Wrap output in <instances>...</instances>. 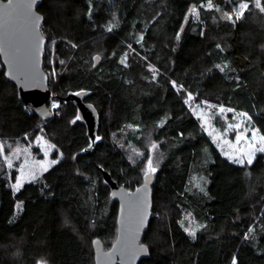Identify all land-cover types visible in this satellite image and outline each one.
Wrapping results in <instances>:
<instances>
[{"label":"trees","instance_id":"1","mask_svg":"<svg viewBox=\"0 0 264 264\" xmlns=\"http://www.w3.org/2000/svg\"><path fill=\"white\" fill-rule=\"evenodd\" d=\"M208 3L41 1L57 107L50 98L49 119L29 111L1 65L0 141L42 134L59 158L18 191L15 172L0 169V264H94L92 239L107 248L116 236L105 176L129 190L140 184L142 162L129 152L145 156L146 141L159 165L139 264H264V151L251 164L228 160L185 103L191 94L246 112L264 136V12L256 0ZM70 93L92 108V122Z\"/></svg>","mask_w":264,"mask_h":264},{"label":"water","instance_id":"2","mask_svg":"<svg viewBox=\"0 0 264 264\" xmlns=\"http://www.w3.org/2000/svg\"><path fill=\"white\" fill-rule=\"evenodd\" d=\"M41 1L12 0L9 8V0H0V61L4 77L16 87L18 99L39 118L49 119L52 110L47 102L51 98V89L43 67L46 37L41 31L43 15L37 9ZM92 60L93 66L97 65L100 55L95 53ZM68 96L75 100L87 124L92 122L95 116L92 108L83 104L76 94ZM105 180L118 204L116 236L107 248L99 237L92 239L94 264H139L148 255L142 237L152 214L153 173L150 178L144 174L142 182L132 190L108 176Z\"/></svg>","mask_w":264,"mask_h":264},{"label":"rangeland","instance_id":"3","mask_svg":"<svg viewBox=\"0 0 264 264\" xmlns=\"http://www.w3.org/2000/svg\"><path fill=\"white\" fill-rule=\"evenodd\" d=\"M51 67L45 71L50 76H55L56 68L54 66L53 54L50 55ZM0 61V67H1ZM185 103L198 118L204 132L212 139L221 154L228 160L235 162L236 159H243L244 163H248V159H253L254 154L258 152L262 145L259 136H262L256 127H252L251 119L246 112L235 111L225 108L221 105H214L206 101H198L191 95L185 98ZM56 105L54 98L50 100V107ZM220 109H225L221 112ZM231 126V127H230ZM253 131L258 132L257 139L253 141ZM146 141V140H145ZM145 147L148 152L143 155L141 148H132L129 152L130 157L135 161L140 160L141 172L143 175L148 169V162L151 160L152 167L157 169L159 165V157L157 158L156 150L151 151L152 144L146 141ZM54 147L44 135L39 134L32 140H1L0 141V169H4L9 173L15 172V177L11 179L10 185L16 184L17 180L23 174L22 184L37 179L44 171L57 161L59 156L52 155ZM47 153V154H46ZM247 153H253L251 156ZM231 157V158H230ZM236 163V162H235ZM34 176L35 179L31 177ZM14 189V188H13ZM15 190V189H14ZM37 264H44L39 261Z\"/></svg>","mask_w":264,"mask_h":264},{"label":"snow or ice","instance_id":"4","mask_svg":"<svg viewBox=\"0 0 264 264\" xmlns=\"http://www.w3.org/2000/svg\"><path fill=\"white\" fill-rule=\"evenodd\" d=\"M8 7H9V8L12 7V0H9ZM208 7H209V8L212 7L211 0H209ZM256 7H257V8H260V10H261L262 12H264V7H261L260 0H256ZM247 8H248V4H247V3H242V4L240 5V7H239V10L235 13L236 19H240L241 16L243 15V13H244V10L247 9ZM192 11H193L194 14L196 13V10H195V9H193ZM226 18H227V19H232L231 16H227ZM96 59L98 60L99 57H96ZM121 62L123 63L124 61L122 60ZM189 99H191V94H189ZM53 107H57V105L53 104ZM220 111L223 112V111H225V109H220ZM229 111H231V110L229 109ZM77 119H79V117H77ZM73 122H75V121H73ZM230 127H231V126H230ZM257 136H258V132H257V131H253V133H252V139H253V141H255V140L257 139ZM97 139H99V137H97ZM259 141H260V143H261L262 146H261L259 149H256V150L264 151V136H259ZM90 146H91V145H90ZM155 147H156V145H153V148H155ZM46 154H47V153H46ZM252 154H253V153H247V155H249V156H251ZM230 158H231V157H230ZM56 162H57V161L54 160V161H52L51 163L54 164V163H56ZM235 162L238 163V164H243V163H244V160H243V159H236ZM247 162H248L249 164H251L252 160H251V159H248ZM45 170H46V169H45ZM155 171H156V169H155L154 167H152V162H151V160H149V162H148V169H147V171L145 172V176L150 178V173L155 172ZM31 178H32V179H35L34 176H32ZM22 180H23V174H22L21 178L17 180L16 184L13 185V188H14L15 190L18 191L19 188L22 186ZM186 231H189V234L192 235L193 237L195 236V232H194V231H191V230H188V229H186ZM142 250H143V249H142ZM132 255H133V256L135 255V252H134V251L132 252ZM232 264H236V260H235V259H233Z\"/></svg>","mask_w":264,"mask_h":264}]
</instances>
